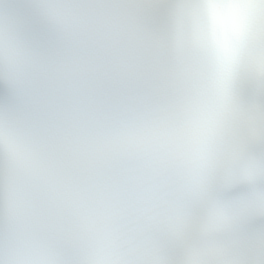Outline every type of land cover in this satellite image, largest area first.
<instances>
[{
	"label": "clouds",
	"instance_id": "clouds-1",
	"mask_svg": "<svg viewBox=\"0 0 264 264\" xmlns=\"http://www.w3.org/2000/svg\"><path fill=\"white\" fill-rule=\"evenodd\" d=\"M262 80L264 0H0V264H264Z\"/></svg>",
	"mask_w": 264,
	"mask_h": 264
},
{
	"label": "snow or ice",
	"instance_id": "snow-or-ice-1",
	"mask_svg": "<svg viewBox=\"0 0 264 264\" xmlns=\"http://www.w3.org/2000/svg\"><path fill=\"white\" fill-rule=\"evenodd\" d=\"M210 64L212 80L222 92L245 87L252 71L249 61L241 56L238 48L219 42L210 46ZM261 86L264 87V80Z\"/></svg>",
	"mask_w": 264,
	"mask_h": 264
}]
</instances>
